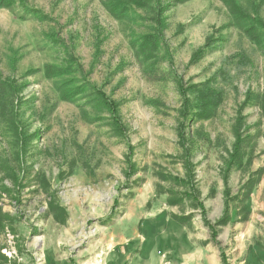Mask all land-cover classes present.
Listing matches in <instances>:
<instances>
[{
    "label": "rangeland",
    "instance_id": "374dc122",
    "mask_svg": "<svg viewBox=\"0 0 264 264\" xmlns=\"http://www.w3.org/2000/svg\"><path fill=\"white\" fill-rule=\"evenodd\" d=\"M130 212L264 252V0H4L0 264Z\"/></svg>",
    "mask_w": 264,
    "mask_h": 264
},
{
    "label": "crops",
    "instance_id": "0c3cea01",
    "mask_svg": "<svg viewBox=\"0 0 264 264\" xmlns=\"http://www.w3.org/2000/svg\"><path fill=\"white\" fill-rule=\"evenodd\" d=\"M156 224L147 215L136 216L130 212L128 217L114 224L110 234L103 233L82 248L72 244V248H76L72 254L58 252L52 257L44 253L43 261L46 264H222V251L214 244L189 240L184 237V226L168 236L164 228H157ZM239 225L240 222L233 225L234 230ZM238 234L244 236H235L230 242L225 254L228 261L231 264H264V252L257 251L252 237L241 231Z\"/></svg>",
    "mask_w": 264,
    "mask_h": 264
},
{
    "label": "trees",
    "instance_id": "16d2710c",
    "mask_svg": "<svg viewBox=\"0 0 264 264\" xmlns=\"http://www.w3.org/2000/svg\"><path fill=\"white\" fill-rule=\"evenodd\" d=\"M143 1V0H142ZM4 5V0H0V7H2ZM234 5V4H233ZM236 12V10H234V13ZM110 109H111V111L114 113L115 112V108L114 107H112V106H110ZM185 113H186V111H185ZM187 115H190V113H187ZM116 123H118L117 121H116ZM117 127H118V125H117ZM118 129H119V127H118ZM227 217L226 218H224V219H222L219 223H221V224H223V223H225L226 221H227ZM1 227V226H0ZM223 263H224V261H223Z\"/></svg>",
    "mask_w": 264,
    "mask_h": 264
}]
</instances>
